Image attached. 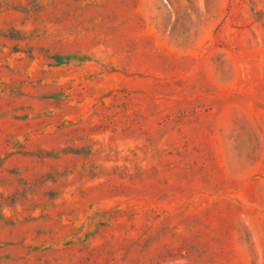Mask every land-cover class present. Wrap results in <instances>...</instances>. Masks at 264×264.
Listing matches in <instances>:
<instances>
[{
    "label": "rangeland",
    "instance_id": "374dc122",
    "mask_svg": "<svg viewBox=\"0 0 264 264\" xmlns=\"http://www.w3.org/2000/svg\"><path fill=\"white\" fill-rule=\"evenodd\" d=\"M0 264H264V0H0Z\"/></svg>",
    "mask_w": 264,
    "mask_h": 264
}]
</instances>
